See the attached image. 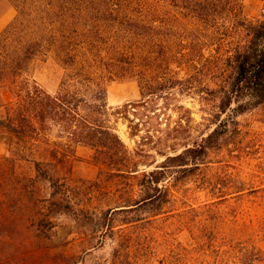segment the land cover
<instances>
[{
	"label": "rangeland",
	"instance_id": "374dc122",
	"mask_svg": "<svg viewBox=\"0 0 264 264\" xmlns=\"http://www.w3.org/2000/svg\"><path fill=\"white\" fill-rule=\"evenodd\" d=\"M213 3L208 19L218 26L220 40L204 52L211 57L209 67H198L192 83L180 84L184 91L174 98L150 103L153 111L137 107L131 112L129 117L139 123L136 135L122 114L113 118L136 171L122 166V174H99L93 149L76 145L60 172L62 186H56L74 214L50 207L49 186L40 181L34 199L19 201L24 221L11 218L12 203L0 180V201L6 199L0 210V264H215L230 239L244 237L241 221L250 225L246 234L264 251V105L237 116L225 113L217 121L214 116L221 104L217 90L226 85L219 81L227 74L226 67H214L215 60L247 41L243 21H264V0ZM16 14L9 0H0V33ZM66 74L61 57L51 51L35 57L26 76L56 92ZM8 85H0V115L12 99ZM106 89L112 107L141 99L135 79L114 78ZM217 124L223 141L199 167L167 170L162 191L143 187V171L158 168ZM13 147L12 135L0 130V161ZM8 171L12 174V167ZM14 171L34 174L26 161L17 162Z\"/></svg>",
	"mask_w": 264,
	"mask_h": 264
},
{
	"label": "trees",
	"instance_id": "16d2710c",
	"mask_svg": "<svg viewBox=\"0 0 264 264\" xmlns=\"http://www.w3.org/2000/svg\"><path fill=\"white\" fill-rule=\"evenodd\" d=\"M9 1L17 14L0 33V85L9 83L12 99L0 115V130L12 135L14 147L0 161L1 188L9 194L14 221L18 217L24 221L19 201L34 199L40 181L49 186V206H59L72 215L74 207L56 186H62L60 172L74 147L93 149L99 174L105 170L122 174V166L136 171L130 165L132 154L118 133L117 117L122 114L136 135L139 123L129 117L131 112L137 107L153 111L148 109L150 103L174 98L184 91L180 84L192 83L198 67H209L211 57L204 52L220 40L218 26L208 19L214 0ZM241 24L247 41L214 63L217 69L227 68L219 81L226 85L217 90L221 104L214 113L216 121L225 113L237 116L264 105V21ZM51 51L61 57L67 70L56 92L26 76L31 61ZM114 78L135 79L140 101L109 106L106 84ZM224 136L217 124L192 146L168 156L158 168L143 171V187L162 191L159 185L167 170H195ZM21 161L32 165L33 175L14 171ZM5 201H0V210ZM240 229L244 237L230 239L215 264L264 262V251L246 234L250 225L241 221Z\"/></svg>",
	"mask_w": 264,
	"mask_h": 264
}]
</instances>
